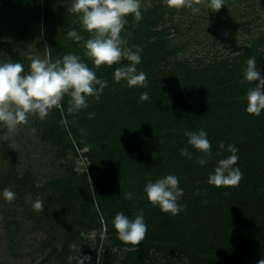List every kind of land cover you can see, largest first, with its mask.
Instances as JSON below:
<instances>
[{"label":"trees","instance_id":"1","mask_svg":"<svg viewBox=\"0 0 264 264\" xmlns=\"http://www.w3.org/2000/svg\"><path fill=\"white\" fill-rule=\"evenodd\" d=\"M71 3L0 0V62H21L27 71L28 57H36L35 49L43 47L53 62L69 53L80 55L97 77L108 81L98 101L89 98L87 109L69 113L65 97L47 116L29 115L16 125L30 128L43 144L49 165L44 177L37 166L19 163L12 140L4 138L8 126L0 122L3 218L11 227L16 219L10 216L20 203L34 212L47 234L40 247L43 257L33 264H70L68 257L79 255L92 259L94 244L101 247L99 264H257L264 258V111L260 116L247 113L246 92L255 84L240 80L251 56L264 76V31L233 53L185 57L190 40L180 41L179 35L190 26L184 28L176 17L190 7L140 0L143 19L133 28L129 14L123 35L129 46L143 49L137 70L146 73L147 87H128L126 81L114 80L115 68L127 61L96 69L84 56L82 43L67 37L73 29L88 36L79 16L68 12ZM243 22L249 25L250 20ZM142 92L149 93V100L140 99ZM91 112L94 119L88 116ZM198 129L208 133L212 145V158L203 166L196 162L202 153L184 135ZM220 141L238 149L235 166L243 172L238 186L208 183L218 160L229 155L219 148ZM76 144L86 148L97 176L76 170ZM180 148H187L192 158L180 155ZM167 174L179 178L184 192L179 202L186 209L178 215L161 212L144 192L148 181ZM6 187L16 194L11 203L2 194ZM125 192L133 198L125 199ZM37 198L44 211L33 210ZM141 210L146 238L138 245L121 242L112 224L115 215L134 218ZM90 233H95L94 240L86 236Z\"/></svg>","mask_w":264,"mask_h":264},{"label":"clouds","instance_id":"2","mask_svg":"<svg viewBox=\"0 0 264 264\" xmlns=\"http://www.w3.org/2000/svg\"><path fill=\"white\" fill-rule=\"evenodd\" d=\"M200 0H196L199 3ZM169 7L180 9L190 7L193 12L199 8L194 7L190 0H166ZM225 5L224 0H209L208 7L213 12L219 11ZM68 12L77 14L83 31L88 33L87 38L78 34L76 30H69L67 37L74 39L78 44L82 43L84 56L91 60L96 69L102 65L113 66L118 62L121 66L114 71V80L117 83L126 81L128 87H147V76L143 71L137 70V65L142 62L143 49L132 45L123 33L129 21V14L133 16L132 27L135 28L143 19L140 0H72ZM132 33L127 32L131 37ZM46 51H48L46 49ZM30 66L25 71L21 62H0V122L8 126L23 124L29 115H38L43 118L48 115L53 107L61 106L62 100L67 97L69 113H77L89 107L88 100L95 97L98 101L108 81L99 78L93 68L82 60L80 55L69 53L53 62L50 54L44 58L28 57ZM245 82L255 84L246 92V111L250 115L260 116L264 111V76L257 67L255 56L246 61V67L242 70L241 84ZM258 82V83H257ZM149 93L142 92L140 99L149 100ZM90 119L95 118V113L88 114ZM187 143L194 147L202 156L197 158L201 166L212 158V145L208 139V133L203 129L185 131ZM219 148L229 155L219 159L213 173L208 176V183L215 187L230 188L238 186L243 179V172L236 167L239 156L238 149L232 144L227 146L223 141L219 142ZM180 155L191 159L187 148H180ZM220 156L221 153H216ZM179 178L174 174H167L155 181H148L144 192L150 203L159 206L161 212L178 215L186 209V205L180 204L184 195L180 188ZM3 197L9 203L14 201L16 194L10 188L3 189ZM124 198L131 200L133 193H123ZM228 195L227 192L224 193ZM31 199V194L28 196ZM32 208L36 212L44 211V202L37 198L32 202ZM112 224L117 231L118 239L130 245H138L145 238L148 231L143 211L134 218H130L123 212H118ZM77 245L72 243L71 249ZM68 260H75L76 264H86L91 260L90 256H69ZM264 264V258L257 261Z\"/></svg>","mask_w":264,"mask_h":264},{"label":"rangeland","instance_id":"3","mask_svg":"<svg viewBox=\"0 0 264 264\" xmlns=\"http://www.w3.org/2000/svg\"><path fill=\"white\" fill-rule=\"evenodd\" d=\"M150 1L146 0V3L150 4ZM190 2L199 11L193 12L190 8L183 16L176 17L183 20L184 28L190 26L185 29V33L179 35L180 41L190 40L183 51L185 57L209 59L233 53L249 38L264 31V0H225V5L215 12L208 7V0ZM246 20H250L249 25L243 22ZM35 51L38 58L46 55L43 47H38ZM15 126H8L4 138L12 140L11 146L14 147V154L20 164L37 166L44 177L43 171L47 172L49 165L46 163L47 158L43 157V144L30 128ZM1 199L0 207L3 205ZM19 204L10 216L16 219L11 227H7L0 209V264H33L43 257L40 247L47 234L41 222L36 220L34 212H27ZM86 236L94 240L95 233ZM93 248L98 249L95 244ZM90 264H93V256Z\"/></svg>","mask_w":264,"mask_h":264},{"label":"built area","instance_id":"4","mask_svg":"<svg viewBox=\"0 0 264 264\" xmlns=\"http://www.w3.org/2000/svg\"><path fill=\"white\" fill-rule=\"evenodd\" d=\"M76 148L78 151V166L76 167V170L78 172H87L89 176H97L99 174V171L97 169H90V160L88 158V155L86 154V148H81L76 144ZM103 221V233L106 229V225L104 220ZM103 235V234H102ZM104 236V235H103ZM100 254H101V247L95 250V254L93 255V264H99L100 261Z\"/></svg>","mask_w":264,"mask_h":264}]
</instances>
